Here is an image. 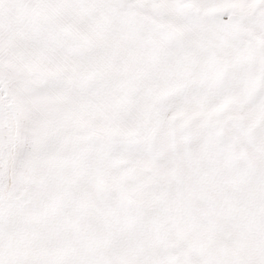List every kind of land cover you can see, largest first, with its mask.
<instances>
[{
  "label": "snow or ice",
  "instance_id": "snow-or-ice-1",
  "mask_svg": "<svg viewBox=\"0 0 264 264\" xmlns=\"http://www.w3.org/2000/svg\"><path fill=\"white\" fill-rule=\"evenodd\" d=\"M0 264H264V0H0Z\"/></svg>",
  "mask_w": 264,
  "mask_h": 264
}]
</instances>
